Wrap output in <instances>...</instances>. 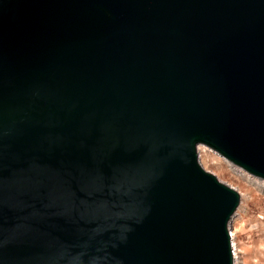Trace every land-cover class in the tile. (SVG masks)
Masks as SVG:
<instances>
[{"label": "water", "instance_id": "water-1", "mask_svg": "<svg viewBox=\"0 0 264 264\" xmlns=\"http://www.w3.org/2000/svg\"><path fill=\"white\" fill-rule=\"evenodd\" d=\"M264 180V0H0V264H231Z\"/></svg>", "mask_w": 264, "mask_h": 264}, {"label": "rangeland", "instance_id": "rangeland-1", "mask_svg": "<svg viewBox=\"0 0 264 264\" xmlns=\"http://www.w3.org/2000/svg\"><path fill=\"white\" fill-rule=\"evenodd\" d=\"M198 154L203 170L241 197L236 219H239V214L243 218L236 238L242 248L244 264H264V182L232 168L231 164L207 148L199 147ZM243 193L250 196L242 197Z\"/></svg>", "mask_w": 264, "mask_h": 264}, {"label": "bare ground", "instance_id": "bare-ground-1", "mask_svg": "<svg viewBox=\"0 0 264 264\" xmlns=\"http://www.w3.org/2000/svg\"><path fill=\"white\" fill-rule=\"evenodd\" d=\"M199 147H204V148H207V147H205V146H203V145H198L197 147H196V154H197V163H198V165L201 167V164H200V157H199V154H198V150H199ZM207 149H209V148H207ZM209 150H211V149H209ZM212 151V150H211ZM212 152H214V151H212ZM215 154H217L216 152H214ZM218 155V154H217ZM219 156V155H218ZM219 157H221V156H219ZM221 158H223V157H221ZM224 159V158H223ZM224 160H226V159H224ZM227 161V160H226ZM228 162V161H227ZM229 164H231L230 162H228ZM231 167L232 168H237V169H239V170H241V171H239V172H242V173H245V174H247L246 172H244L241 168H239V167H237V166H235V165H233V164H231ZM201 169L203 170V168L201 167ZM203 171H205V170H203ZM248 176H251L252 178H256V179H258V180H261V179H259V178H257V177H254V176H252V175H250V174H247ZM217 180V179H216ZM261 181H263L264 182V180H261ZM220 183V182H219ZM235 191V190H234ZM249 194L248 193H243L241 196L242 197H247ZM238 196H239V203H238V206H237V208H236V210L234 211V215H236V217H237V212H238V207H239V205H240V200H241V197H240V195L238 194ZM250 196V195H249ZM236 217H235V219H236ZM239 219L237 220V221H235V223L231 226V225H229L228 226V229H227V232H228V237H229V249H230V257H231V264H244V261L242 260V248H240L239 246H238V244H237V238H236V236H237V232L239 231V229H240V227L238 226L239 224H240V222H241V220H242V215L241 214H239Z\"/></svg>", "mask_w": 264, "mask_h": 264}]
</instances>
